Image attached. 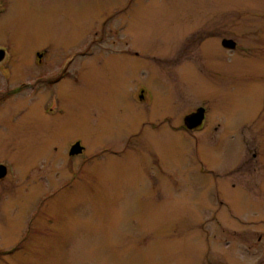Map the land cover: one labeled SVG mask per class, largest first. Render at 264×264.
<instances>
[{"label": "rangeland", "instance_id": "obj_1", "mask_svg": "<svg viewBox=\"0 0 264 264\" xmlns=\"http://www.w3.org/2000/svg\"><path fill=\"white\" fill-rule=\"evenodd\" d=\"M0 47V264H264V0H12Z\"/></svg>", "mask_w": 264, "mask_h": 264}, {"label": "flooded vegetation", "instance_id": "obj_2", "mask_svg": "<svg viewBox=\"0 0 264 264\" xmlns=\"http://www.w3.org/2000/svg\"><path fill=\"white\" fill-rule=\"evenodd\" d=\"M11 2H12V0H0V19L4 16V15H6L7 14V12H8V8L10 7V4H11ZM124 24H125V26L127 27V25H126V22H124ZM95 48V47H94ZM93 52H96V49L93 51ZM6 49L5 48H2V47H0V65L2 64L3 65V63H5V59H6ZM39 79H41V80H48L49 82H55V81H57V80H59L60 78H61V76L59 75V76H55V77H52V79H50V77H48V76H46L45 74H43V76H41V77H38ZM26 84V83H25ZM4 95V94H3ZM201 107H204V106H199L196 110H194V111H192L191 112V114H193L194 112H197L198 111V109L199 108H201ZM205 108V107H204ZM191 114H188L187 116H189V115H191ZM186 116V117H187ZM185 117V118H186ZM206 117H207V115H206V108H205V114H204V119H203V121H202V123L199 125V126H197V127H194V128H190V130H192V131H194V130H198V129H200L202 126H203V124H204V122H205V120H206ZM83 151H84V149H83ZM253 156L254 157H257V153L255 152V153H253ZM13 157H7V156H4V157H0V165H4L5 166V168H4V170H5V173L4 174H1V171H0V186L2 185V182L3 181H5L6 179H8L9 181H10V184H9V186L11 185H14L15 186V183H16V181H17V179H16V175L13 173V164H14V162H13ZM3 168L1 167L0 168V170H2ZM9 183V182H8ZM5 186V185H4ZM6 187H7V185H6ZM12 189H10L9 191H11ZM2 192V189H1V187H0V193ZM4 213H6L7 214V217H6V224L8 223V227L6 228V226H5V232H4V234L6 235V236H8V235H13L14 236V234L16 233V231H15V226H16V214H14L15 213V211H10V213H7L6 211L4 212ZM5 221V220H4ZM24 237V239L27 237V233H26V235L25 236H23ZM258 238H259V240H261V239H263V234H259V236H258ZM16 241V240H15ZM16 248H17V243L15 242L14 244H11L9 247H7V248H0V255H8V254H12L15 250H16Z\"/></svg>", "mask_w": 264, "mask_h": 264}, {"label": "water", "instance_id": "obj_3", "mask_svg": "<svg viewBox=\"0 0 264 264\" xmlns=\"http://www.w3.org/2000/svg\"><path fill=\"white\" fill-rule=\"evenodd\" d=\"M223 42L227 47H230V48L236 47V42L233 39H225ZM204 114H205V108L201 107L198 109L197 112H194L193 114L187 116L186 121H187L188 126L190 128H194V127L199 126L204 119ZM83 148H84V146L81 144V142L76 141L70 149V154L74 155V154L81 153L83 151ZM1 167L3 168L2 170H0L1 174H4L5 173V170H4L5 166L0 165V168Z\"/></svg>", "mask_w": 264, "mask_h": 264}]
</instances>
